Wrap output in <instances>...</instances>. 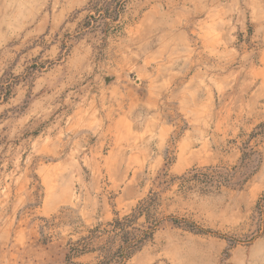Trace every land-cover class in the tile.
<instances>
[{
	"label": "rangeland",
	"instance_id": "obj_1",
	"mask_svg": "<svg viewBox=\"0 0 264 264\" xmlns=\"http://www.w3.org/2000/svg\"><path fill=\"white\" fill-rule=\"evenodd\" d=\"M148 198L125 264H264V0H0V264Z\"/></svg>",
	"mask_w": 264,
	"mask_h": 264
},
{
	"label": "trees",
	"instance_id": "obj_2",
	"mask_svg": "<svg viewBox=\"0 0 264 264\" xmlns=\"http://www.w3.org/2000/svg\"><path fill=\"white\" fill-rule=\"evenodd\" d=\"M152 193H150L151 195ZM151 198H148V201L138 204L132 214L125 216L122 219L115 218L108 226L110 231H107V234L111 233L112 236H109L104 242L103 246L98 249L89 248L91 246V240L85 242L80 240L72 245V249L69 250L68 255L66 256L65 264H79L74 263L73 258L80 257L87 253L100 252L99 260L96 264H125V262L134 255L144 241H147L151 238L152 234L158 228V221H154L153 224H148L144 230H139L132 228L134 220L139 216L143 215V209L146 211V226L150 222V218L147 213L149 210V202ZM144 210V211H145ZM98 228L92 230V236L96 234ZM90 242V243H89Z\"/></svg>",
	"mask_w": 264,
	"mask_h": 264
},
{
	"label": "crops",
	"instance_id": "obj_3",
	"mask_svg": "<svg viewBox=\"0 0 264 264\" xmlns=\"http://www.w3.org/2000/svg\"><path fill=\"white\" fill-rule=\"evenodd\" d=\"M261 84V86L263 85V83H260Z\"/></svg>",
	"mask_w": 264,
	"mask_h": 264
}]
</instances>
